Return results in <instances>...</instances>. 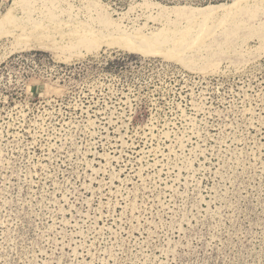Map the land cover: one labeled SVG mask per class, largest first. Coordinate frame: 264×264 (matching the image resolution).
<instances>
[{
	"label": "rangeland",
	"instance_id": "rangeland-1",
	"mask_svg": "<svg viewBox=\"0 0 264 264\" xmlns=\"http://www.w3.org/2000/svg\"><path fill=\"white\" fill-rule=\"evenodd\" d=\"M2 1L54 49L0 41V264H264V5L178 61L70 29L196 30L236 0Z\"/></svg>",
	"mask_w": 264,
	"mask_h": 264
},
{
	"label": "bare ground",
	"instance_id": "bare-ground-1",
	"mask_svg": "<svg viewBox=\"0 0 264 264\" xmlns=\"http://www.w3.org/2000/svg\"><path fill=\"white\" fill-rule=\"evenodd\" d=\"M27 1L28 0H16L14 5L22 6L24 3L26 4ZM250 3L255 5H264V0H236L231 4H221L197 9L195 8V21H201H199V25L197 26L198 28L196 27V30L193 29L194 22H191L190 26L183 30L165 28L150 35H146L141 30L129 32L120 26L117 27L112 24H109L105 29L103 28L96 30L90 27L86 22H77L74 28L70 29V36L76 37L79 44L87 45L88 43H91V47L94 49H101L102 47H117L123 50L125 49L134 53H139L144 56H162L167 59L183 61L193 48L206 42L205 36H207V33L211 29L209 26L210 18L215 17L220 13L228 14V16L232 15V17H234L236 13L240 11V7L242 5ZM178 10L179 8L163 7V11L169 15L178 12ZM2 14L3 12L1 13L0 17ZM194 15L192 17H194ZM57 24H60L59 26L64 27V24L62 23L58 22ZM165 26H167V24ZM56 27L52 28H54V30L56 29L57 31ZM69 27L67 25V28ZM47 28H45L43 22H39L30 26L28 24L22 23L17 17L13 16L10 11L5 16H3L2 19H0V41L4 38H12L18 42L19 49L52 50L54 49V45L47 43L45 40V38L49 37V35L46 34L48 32ZM63 29H65V27ZM194 32L196 33L194 34ZM64 35L65 33L63 36ZM51 37L52 36H50V38Z\"/></svg>",
	"mask_w": 264,
	"mask_h": 264
},
{
	"label": "built area",
	"instance_id": "built-area-1",
	"mask_svg": "<svg viewBox=\"0 0 264 264\" xmlns=\"http://www.w3.org/2000/svg\"><path fill=\"white\" fill-rule=\"evenodd\" d=\"M7 5H5V2H3L2 0H0V15L2 12L5 11V9L7 8L6 7Z\"/></svg>",
	"mask_w": 264,
	"mask_h": 264
}]
</instances>
